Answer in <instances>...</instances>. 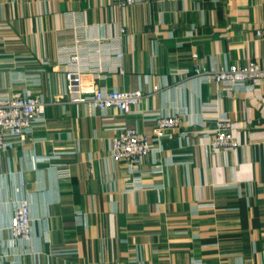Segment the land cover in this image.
Returning <instances> with one entry per match:
<instances>
[{
    "label": "crops",
    "instance_id": "obj_1",
    "mask_svg": "<svg viewBox=\"0 0 264 264\" xmlns=\"http://www.w3.org/2000/svg\"><path fill=\"white\" fill-rule=\"evenodd\" d=\"M257 30L264 0H0V95L51 101L24 142L0 149V264H264V79L229 90L194 76L264 63ZM64 46L85 59L77 80ZM98 86L144 97L125 116L77 101ZM156 112L180 118L159 150L136 171L114 160L118 127L152 139ZM221 116L239 145L214 151ZM24 199L33 237L12 242Z\"/></svg>",
    "mask_w": 264,
    "mask_h": 264
},
{
    "label": "built area",
    "instance_id": "obj_2",
    "mask_svg": "<svg viewBox=\"0 0 264 264\" xmlns=\"http://www.w3.org/2000/svg\"><path fill=\"white\" fill-rule=\"evenodd\" d=\"M155 0H114L119 5H133L139 2ZM124 32V29L120 30ZM258 34L264 35V30H257ZM78 42V41H77ZM66 56V77L69 81L76 80L79 75L87 71L83 64L85 60L78 46H64L60 48ZM122 57V53H118ZM97 77L98 74H95ZM194 76L199 79L214 80L224 84L229 90L241 87L253 86L264 79V63L250 60L246 65L228 64L222 67L210 69L196 68ZM144 97L141 89L121 90L108 89L98 86L91 94L78 96L79 102H85L90 107L107 110L117 108L121 115L130 114L138 106ZM51 103L42 95H35L30 91L14 94L0 95V149L5 150L16 143L24 142L33 132L35 126L46 121L47 107ZM154 122L153 137L149 138L136 127L123 124L118 127L117 134L112 138L111 154L114 160L127 162L134 171L141 160L151 153L159 150V146L169 135V129L177 128L180 118L177 114L156 112L151 117ZM231 121L226 117L218 118L215 136L210 139V148L214 151L234 149L239 141L232 132ZM60 158V152L55 151L45 157L46 161ZM33 218L27 199L14 208L8 226L12 242H30L33 237ZM3 255L1 258L7 256Z\"/></svg>",
    "mask_w": 264,
    "mask_h": 264
}]
</instances>
